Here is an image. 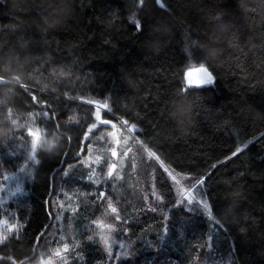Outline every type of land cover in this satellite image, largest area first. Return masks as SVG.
Returning a JSON list of instances; mask_svg holds the SVG:
<instances>
[{"label": "trees", "instance_id": "obj_1", "mask_svg": "<svg viewBox=\"0 0 264 264\" xmlns=\"http://www.w3.org/2000/svg\"><path fill=\"white\" fill-rule=\"evenodd\" d=\"M54 2L0 0V56L15 49L35 57L22 82L0 84V182L28 161L32 174L22 194L0 207V222L21 228L0 244V264L53 254L66 226L61 201L84 192L96 201L82 205L66 230L77 240L72 264L110 262L102 236L112 228V259L128 253L118 264H201L209 247L232 264H264V15L246 7L251 0H70L74 22L38 30L35 22ZM216 26L223 54L205 64L201 47ZM249 35L258 43L244 47ZM204 67L214 83L189 82L188 70ZM177 98L189 106L180 126L172 111ZM96 110L134 123L139 139L122 174L98 187L83 159L90 144L101 156L113 146L101 144L97 130L86 137L99 123ZM36 133L43 141L37 151ZM54 135L52 154L46 142ZM176 173L186 176L192 205L175 192ZM205 199L211 219L189 211ZM101 211L104 225H95Z\"/></svg>", "mask_w": 264, "mask_h": 264}, {"label": "rangeland", "instance_id": "obj_2", "mask_svg": "<svg viewBox=\"0 0 264 264\" xmlns=\"http://www.w3.org/2000/svg\"><path fill=\"white\" fill-rule=\"evenodd\" d=\"M199 69L201 68H192L188 70L187 76L189 79V82L191 83H196L194 82L191 78L190 75L192 73H197L201 72ZM196 84H204V83H196ZM103 109V107H101ZM97 111V110H96ZM103 111H107V109H103ZM100 112L101 119H108L110 123H108L107 126L104 124L96 123L97 127L92 129L91 132H88L86 137H91L93 135V132L97 130V135L96 137L98 138L99 142L102 143H107L108 145L113 146V149L111 152L108 151V154H105L103 156L100 151H97L92 147L90 144V148L88 151V154L85 155L83 159V163L85 164L86 167L90 168V173L89 176L95 172V175L91 176V183L94 184L95 187H98L101 185V182L106 181V179L113 175V177L119 176L122 174L123 168H126L127 164H129V159L130 155L132 154L131 151L133 149H136L137 144L139 143V139L136 134H134L133 131L131 133L126 131V126L122 125L119 119L113 118L112 116L108 118H104L105 116L103 112ZM97 118H98V111H97ZM115 123L117 127L112 128V124ZM109 126V127H108ZM102 127V128H101ZM117 135L119 137V140L117 141ZM108 137V139H106ZM33 140L32 147L34 149L39 150L43 144V141L40 139V135H37V133L32 136L31 141ZM107 140V141H106ZM152 151L148 150L147 156L148 157H157L156 155L150 156V153ZM153 153V152H152ZM32 158V156H31ZM135 158V156H134ZM30 161L27 162L25 167L23 168V172L21 173L16 172L8 177L15 176L16 178L13 180H7L5 179L4 182H0V207L4 209V205L9 203L11 200H13L15 197H18L20 194H22L24 188H25V182L29 176H31V172L27 169L29 166ZM104 165V166H103ZM78 167V164L74 166ZM101 167V170H99L98 173V168ZM101 173H104L106 175V178H102ZM149 174L152 175V170L149 171ZM170 179L175 182V184L178 186V190L175 192L180 193L183 197L187 198L188 200L193 197V190L192 188H188L187 186L183 185V182L186 179L185 175L176 173V174H171ZM95 181H99L96 183ZM200 181H203L200 180ZM20 185L22 187V192L17 193L15 196H10L9 193L12 191L17 185ZM157 197L160 198L162 197V194L157 193ZM88 195L84 192V197L82 198L81 196H76L74 193H72V196L67 197L66 199H63L61 201V212H60V218L59 221L61 225H66L61 227V233L57 237V241L55 242V245L51 247L53 250V254H41L39 258L36 260L34 263H29V264H72V262L76 259L79 258V254H72V249L71 247L77 246V240L75 236H68L66 235V230L72 228L75 223L72 221V218L74 215H76L82 205L87 206L89 203L94 200L92 198V201L88 199ZM181 200V199H180ZM183 202V200H182ZM194 202L191 203V205ZM209 204V203H208ZM195 208L196 210L194 211H201L207 214V212L203 208V204L199 205L198 207H191L189 209ZM210 208V205H209ZM104 209V208H103ZM102 214V211L99 212L97 220L94 221L95 225H104V222L99 221V218ZM68 217V220L66 218ZM72 221V222H71ZM20 225H12L8 221H3L0 222V236H7V239H10L11 236H18L20 233ZM77 227V226H76ZM80 229V228H79ZM69 235L71 234V231L68 233ZM108 238V244L111 245L112 247V254L109 255L107 251V259L111 260L108 263L105 264H118V259L123 256L122 253L123 251H117L115 252V256L112 259L113 255V247L115 248L116 243H113L115 240L114 236V228H112V231L110 233L106 234ZM79 237H82L80 235ZM5 240H0V244L3 243ZM207 241L208 243H213L212 236H208ZM122 243L125 244V241ZM107 250V249H106ZM115 251V250H114ZM209 254L203 255L201 258V264H232V258L229 255H220L218 253H215L212 250V247H209L208 250ZM106 260V257H105ZM85 264V262H84ZM97 264V261L96 263Z\"/></svg>", "mask_w": 264, "mask_h": 264}, {"label": "clouds", "instance_id": "obj_3", "mask_svg": "<svg viewBox=\"0 0 264 264\" xmlns=\"http://www.w3.org/2000/svg\"><path fill=\"white\" fill-rule=\"evenodd\" d=\"M246 7L251 9L257 16L264 15V0H251ZM217 16H219L221 20L223 19L221 13H217ZM75 17L76 12L70 0H55L46 15L42 16L35 24L38 30L51 31L56 28H63L74 22ZM222 35L223 33H221L219 26H216L211 38L205 41L201 47L205 64L218 62L222 56L223 50L216 43V40ZM257 43V38L249 35L246 37L244 47H251ZM34 63L35 57L30 52L25 51L22 54L21 51L9 49L8 52L3 53L2 56H0V76L4 77L3 85L11 87L16 84L17 80L14 79V77L19 78V81L22 82V72ZM2 91L3 89H0V94H2ZM188 108V103L183 98H177L175 104L172 105V111L174 113L173 118L178 126L183 125ZM5 131H7V129H5ZM46 143L47 151L54 154L59 147V137L54 135Z\"/></svg>", "mask_w": 264, "mask_h": 264}, {"label": "snow or ice", "instance_id": "obj_4", "mask_svg": "<svg viewBox=\"0 0 264 264\" xmlns=\"http://www.w3.org/2000/svg\"><path fill=\"white\" fill-rule=\"evenodd\" d=\"M157 2H158V0H156V3H157ZM134 23H135V26H136L138 29L141 30L142 25H141L140 21L134 19ZM199 70L202 71V72L205 74V76H204V80H203V83H204L205 85H210V84L214 83V76H213V74L208 70L207 67L201 68V69H199ZM34 99H35V97H34ZM100 107H105V108H107L108 105H107V104H103V105H100ZM97 111H98V119H97ZM97 111H96V113H95V118H96L97 121H99L101 124H108V123H110V121H109L108 119H103V120H102V119H101V116H100V112H99V110H97ZM45 113H47V112H45ZM47 115H48V113H47ZM121 123H122L123 125L127 126V127H126V131L129 132V133H131V132L137 130L136 125H135L134 123L129 124V122H128L127 120H124V121H122ZM40 124L43 125L44 127H49V125H48V123H47V120H45V119L41 120V121H40ZM96 127H97L96 123H93V124H91V127L88 129V131L91 132L92 129H94V128H96ZM113 127H117V125H116L115 123H113V124H112V128H113ZM245 147H247V145H245ZM240 150H242V149H238V151H240ZM153 155H155V153H152V152H151V153H150V156H153ZM157 158H158V157H157ZM20 172H21V173L23 172V168H20ZM67 175H68V174H67ZM92 175H95V172H94V171H93V173L89 176V179H91V176H92ZM15 178H16V177H15L14 175L11 176V177H5V179H7V180H13V179H15ZM95 182L98 183L99 181H95ZM203 183H204V181H201V184H203ZM20 192H22V187L18 184V185L12 190V191H10L9 195H10V196H15L17 193H20ZM193 199H195V197H192L191 199H189V200H188V203L191 204V203L193 202ZM197 203L199 204L200 201H197ZM202 204H203V208H204V210H205V211L207 212V214H208V217L211 219L212 212H211V209L209 208V204H208L207 199L203 200ZM109 205H111V204H109ZM112 209H114V211H116L115 208H112ZM194 210H196V209H195V208L189 209L190 212H192V211H194ZM89 238L91 239V237H89ZM5 239H7V236H6V235H5V236H0V240H5ZM102 239L104 240V243H105V246H106V249H107L109 255H111V254H112V247H111V245L108 244V238L102 236ZM115 242H116V241L114 240L113 243H115ZM119 246H120V248H124V247H125V244H124V243H120ZM122 254H123V255H128L127 252H124V253H122Z\"/></svg>", "mask_w": 264, "mask_h": 264}, {"label": "water", "instance_id": "obj_5", "mask_svg": "<svg viewBox=\"0 0 264 264\" xmlns=\"http://www.w3.org/2000/svg\"><path fill=\"white\" fill-rule=\"evenodd\" d=\"M204 76H205V74L201 71V72H195V73H192L191 75H190V78L194 81V82H196V83H203V80H204ZM0 84H3V81H1L0 80ZM104 125H107V124H104ZM119 140V137H118V135H117V141Z\"/></svg>", "mask_w": 264, "mask_h": 264}]
</instances>
